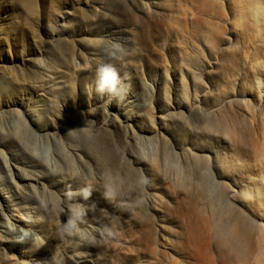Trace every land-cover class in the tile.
Wrapping results in <instances>:
<instances>
[{"label":"bare ground","instance_id":"1","mask_svg":"<svg viewBox=\"0 0 264 264\" xmlns=\"http://www.w3.org/2000/svg\"><path fill=\"white\" fill-rule=\"evenodd\" d=\"M132 2L123 24L133 28L134 39L120 43L124 56L168 48L176 103L160 115L145 105L143 124L117 115L93 125L72 120L71 130L62 116L66 123L54 129L37 121L39 127L17 128L16 146L34 168L20 167L0 149V170L15 188L0 187V256L12 261L18 254L19 264H88L81 261L84 252L96 253L112 238L100 237L107 226L129 231L121 264H264V0ZM105 4L95 7L101 19L110 17ZM105 29L115 38L127 31ZM101 40L87 43L93 70L103 61ZM56 41L51 56L74 53L70 38ZM206 52L207 70L200 66ZM33 75L54 97L70 86L55 66L40 63ZM1 120L6 129L21 122L14 111L0 113ZM37 142L48 144L46 159L35 152ZM75 157L78 176L71 172ZM50 176L91 192L113 213L105 218L97 207L58 199L44 182ZM55 203L70 210L68 252L78 250L70 260L49 249L59 220ZM81 209L84 218L77 216ZM25 232L30 236L21 241Z\"/></svg>","mask_w":264,"mask_h":264},{"label":"rangeland","instance_id":"2","mask_svg":"<svg viewBox=\"0 0 264 264\" xmlns=\"http://www.w3.org/2000/svg\"><path fill=\"white\" fill-rule=\"evenodd\" d=\"M102 2L106 3V8H108L106 11L110 15L106 19H101L95 9ZM137 3L141 2L137 1ZM130 7L134 8L132 0H0V113L7 116L14 111L20 116L21 121L16 125L13 123L12 128L6 129L4 120H1L0 149H4L8 157L16 156V162L20 167L28 170L34 168L29 155L21 153L16 146L14 140L16 136L13 132L20 126L39 127L40 123L42 127L54 129L55 126L66 123L62 119L64 116L68 123L66 128L72 130L75 127L72 120H90L84 123L93 125L95 122L100 123L113 116L115 118L117 115L120 117L132 115L135 119L131 117L129 119L133 123L143 124L141 114L145 105L149 112L160 115L163 111L170 109L171 104L176 103L175 98L178 95L173 89L177 81L175 72L171 68L174 60L168 48L166 50L158 48L154 52H147L146 55L134 49L120 60L112 59L106 54L109 42L125 43L134 39L133 28L123 24V19L127 17L125 12L130 10ZM110 25L111 28L116 27L119 30L120 27L127 31L119 34L121 38L119 40L105 29H111ZM62 37L63 39L70 38L75 44L74 53L67 58L58 54L57 57L51 56L52 45ZM100 37L102 38L100 41L102 51L99 53L103 59L100 63L114 64L125 84L129 85L122 101L110 98L106 94L101 96L95 91V69L92 68L94 62L91 60L87 43L89 39ZM95 56L98 54H94ZM207 57L206 52L200 59V66L206 70L208 69ZM57 60H60L59 63H56ZM40 63L55 66L66 73L70 86L65 93L54 97L53 92H48L47 89H43L44 86H39L42 80L33 74ZM86 63L90 66L89 68L85 67ZM147 125L146 123V127ZM9 133L12 135L10 136ZM66 133L71 134L72 131L68 130ZM119 136L123 138V134L120 133ZM78 141L79 146L81 141ZM47 145L43 142L34 144L35 152L45 159L49 151ZM71 168L72 174L78 176L81 171V161L75 157V166ZM0 177V187L15 191L11 182H5V169L0 170ZM58 178L57 176L53 179L50 176L44 179L45 184L55 192L58 199L67 198L69 203L97 207L98 212L105 218L113 213L110 204L98 201L97 196L92 195L91 192H87L90 195L86 199L84 197L86 192H81L82 187H77V184L71 186L67 182L58 181ZM71 192L75 195H69ZM9 194L12 193L9 192ZM1 195L0 193V199ZM1 201L4 211L7 212L10 206H7V202ZM56 204L52 205L58 213L54 215V218H59L58 221L55 219L58 225L54 226L52 239L48 237L46 241L50 239L49 249L52 253L55 252L58 257L62 255L67 257L68 254L67 258L70 260L69 256L75 257L72 256L73 253L78 252L75 248L74 251L68 252L70 236L66 231L65 219L70 210L63 207L62 203L59 206ZM102 210L105 211L102 212ZM80 211L77 216L84 218L86 212L82 209ZM112 231L113 236L109 239V243H102L100 250L96 253L91 251L85 254L83 250H80L84 252L81 261H87L88 264H121L117 257H125L124 239L129 236V231L127 229ZM87 234L89 239L94 240L96 236L94 231L91 230ZM16 257L17 259L8 261L0 256V264H19L21 256L17 254ZM95 260H98V263H95ZM38 261L35 260L32 264H42L41 261L37 263Z\"/></svg>","mask_w":264,"mask_h":264},{"label":"clouds","instance_id":"3","mask_svg":"<svg viewBox=\"0 0 264 264\" xmlns=\"http://www.w3.org/2000/svg\"><path fill=\"white\" fill-rule=\"evenodd\" d=\"M106 54L112 59L120 60L127 53L119 42L112 41L109 42ZM94 71L96 77V93L101 96L106 94L110 98H116L122 101L127 94L129 85L125 84L124 79L121 78L115 65L112 63H100L95 67ZM143 183H147V181H143ZM89 195L90 193L86 192L84 197L87 199ZM99 234L102 239H107V237L113 236V231L111 228L105 226L100 230ZM28 235L25 232L21 237V241H24ZM92 243H96V241L93 240Z\"/></svg>","mask_w":264,"mask_h":264}]
</instances>
